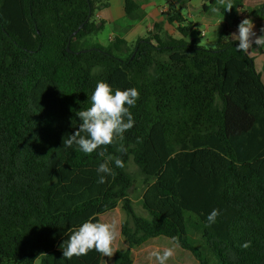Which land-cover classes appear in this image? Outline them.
I'll list each match as a JSON object with an SVG mask.
<instances>
[{"label": "trees", "instance_id": "1", "mask_svg": "<svg viewBox=\"0 0 264 264\" xmlns=\"http://www.w3.org/2000/svg\"><path fill=\"white\" fill-rule=\"evenodd\" d=\"M227 2L209 0L203 11L232 17V28L244 18L264 21V0L256 9L231 0L226 11ZM107 5L0 0V264H102L94 249L67 260L61 245L69 228L93 216L101 222L120 204L128 247L113 264H134L132 250L159 237H178L199 264H264V82L255 58L237 50L225 24L215 48L189 40L196 25L173 9L168 22L180 38L155 24L132 44L89 43L106 26L95 13ZM138 9L126 0L129 20L140 19ZM99 81L140 93L134 127L119 142L127 152L102 146L125 165L113 160L115 175L103 184L98 151L63 146ZM130 161L144 179L149 218L130 199ZM213 209L221 214L209 225ZM195 220L202 247L189 235Z\"/></svg>", "mask_w": 264, "mask_h": 264}, {"label": "clouds", "instance_id": "2", "mask_svg": "<svg viewBox=\"0 0 264 264\" xmlns=\"http://www.w3.org/2000/svg\"><path fill=\"white\" fill-rule=\"evenodd\" d=\"M220 4L224 5L225 0H220ZM231 8L232 4L229 0L226 4V11ZM217 10L214 9V11ZM254 27L251 19L244 18L238 25V31L232 33V39L238 41L236 46L238 51L249 52L253 43L257 47H264V27H261L259 36L256 35ZM93 71L95 72L96 69ZM139 95L136 88L114 90L107 82H97L91 96V106L87 110L76 112L80 121L78 129L74 134L63 138L65 148L75 145L84 154L98 151L99 156L104 157V162L96 168L98 184L106 183L107 176L115 175L110 167L113 160L117 167L125 166L120 157L106 156V149L102 146L123 141L124 134L134 127L135 119L130 109L135 107ZM116 150L120 153L127 152L122 143H119ZM220 214V209H213L207 216L208 224H214ZM67 235L68 239L62 243L61 248L63 257L71 260L73 257L87 255L93 249L102 257L111 258L114 254L112 245L118 233L115 223L100 222L93 216L79 227L69 228ZM171 239L173 246L178 247L179 238L172 237ZM241 247L248 249L251 247V241H246ZM173 254V247H169L163 252L153 251L150 253V258L154 257L158 264H167ZM102 264H106V260Z\"/></svg>", "mask_w": 264, "mask_h": 264}, {"label": "rangeland", "instance_id": "3", "mask_svg": "<svg viewBox=\"0 0 264 264\" xmlns=\"http://www.w3.org/2000/svg\"><path fill=\"white\" fill-rule=\"evenodd\" d=\"M167 0H159L155 4V6H158V4H165ZM207 4L209 3L208 0ZM229 1V0H227ZM231 1V0H230ZM201 2V1H200ZM199 0L194 1L196 3V8L197 12L193 13L195 14L193 17L190 15L189 10L187 9V6L185 5H180L179 6V12L183 14L185 17H190V21L192 22H199L200 20L205 16L206 19H212L213 17H222L224 19L225 23L229 24V27L232 28V17L230 16H223V15H217L214 13H208L205 14L201 12V4ZM262 3V0H246V6L249 7L250 9H256L259 7V5ZM167 4V3H166ZM165 4V5H166ZM186 6V7H185ZM171 7V5L169 6ZM213 15V17H211ZM167 16V15H166ZM168 20V18H167ZM263 20H260V22ZM254 31L256 32V35L259 36L261 35L260 29H261V24L254 23ZM214 27H211L208 29L205 25H196L193 35L197 36L200 40V45L205 47V48H215L216 47V34L215 32H221L222 28L217 27V31H214L216 29H213ZM234 31L230 33L228 36L229 39H232V33H236L238 31V28H232ZM198 30V31H197ZM176 31V30H175ZM200 31V32H199ZM201 31H204L206 34L205 36H201ZM173 32V31H171ZM113 28L110 26H106L100 33L97 35H94L88 39L89 43H101L104 44L105 46L109 45V38L110 35L113 34ZM174 33V32H173ZM197 33V34H196ZM254 39V38H253ZM233 40V39H232ZM257 46L253 43L252 49L249 50V54L255 58V63H256V69L257 71L262 75V79L264 82V56L259 53V51L256 50ZM264 51V48H263ZM264 55V54H263ZM128 172L134 177L135 184L130 190L129 196L130 199L132 200L135 212L139 216H143L145 218H149V214L144 210L143 208V201H142V196L144 192V179L138 169V167L134 164L133 161H130L128 165ZM191 213L186 214V218H189ZM114 218L116 219V230H117V238L113 242V253L117 250H125L128 246L127 241L122 237L121 235V223L124 222L126 215L125 212L122 208V204H120L115 210L104 214L102 218ZM101 218V222H102ZM107 218V219H108ZM195 221H188L187 226H188V231L189 235L195 239L196 245L203 246L204 242L201 241L200 235L197 232V227L195 225ZM120 222V225H119ZM157 240H150L147 243H145L142 247L136 248L134 250L133 254V259H134V264H158V262L155 260L154 257L150 258V253L153 251H160L163 252L166 248L173 247L174 254L173 256L167 261V264H199V262L196 260V258L192 255L191 252L186 251L181 249L179 246L174 247L173 242L166 237H159L156 238ZM206 253L208 251L206 250ZM113 254V256H114ZM113 256L111 258L108 257H103V261L106 260V264H113ZM35 264H41L40 260H37Z\"/></svg>", "mask_w": 264, "mask_h": 264}, {"label": "crops", "instance_id": "4", "mask_svg": "<svg viewBox=\"0 0 264 264\" xmlns=\"http://www.w3.org/2000/svg\"><path fill=\"white\" fill-rule=\"evenodd\" d=\"M102 1L108 3V5L105 8L96 11L95 19L98 22L104 21L106 23V26H110L113 28L114 33L110 35L109 38L110 42L115 38H121L126 40L128 43L132 44L135 41H137L140 37H144L149 31L153 30L155 24H161L165 32H168L169 34L173 35L175 38H180L181 36L177 31V24H170L167 18L170 15H172L173 12L175 11L176 13L182 15L183 18H185L188 22H192L190 21L189 16L185 17L183 14L179 12V6L184 5V3L187 6V9L189 10V13L192 17L195 15L193 13L197 12L196 3H194V1L196 0H167L166 1L167 4L165 3L166 5L158 4V6H155V4L159 0H134L139 6L138 13L140 15V19H138L137 21H131L127 18V14H126V0H102ZM199 2L201 4V9H199L201 10V12L205 14L211 13V12L206 13L203 11V5L207 4L206 0H199ZM170 5L171 7H169ZM162 9H165L167 12L165 14L161 13ZM172 9L174 11H172ZM211 17H213V15ZM192 23H194L195 25L203 24L208 29L214 27L213 29H216L214 31H217V27L222 28L224 24L227 25V27H229V24L225 23L222 17L217 18L216 16L213 17L212 19H206V17L204 16L200 20V23L199 22H192ZM258 24H261V26L264 27V21L261 22L258 21ZM229 29L232 28L229 27ZM171 31H173L174 33ZM233 31L234 30L232 29V32ZM215 34L217 37L215 43H217L221 32L218 31L215 32ZM193 38H197V36H194L192 32L188 39L191 40ZM262 56L264 55L262 54ZM102 216L104 215L100 216V220ZM114 220L116 222V219ZM102 222H103V218H102ZM154 240L157 239L155 238ZM134 250L135 249L132 250L133 254H134ZM102 262H103V258H102Z\"/></svg>", "mask_w": 264, "mask_h": 264}, {"label": "built area", "instance_id": "5", "mask_svg": "<svg viewBox=\"0 0 264 264\" xmlns=\"http://www.w3.org/2000/svg\"><path fill=\"white\" fill-rule=\"evenodd\" d=\"M166 12H167V11H166L165 9H162V10H161V13H163V14H165ZM201 36H205V32H202V33H201Z\"/></svg>", "mask_w": 264, "mask_h": 264}]
</instances>
